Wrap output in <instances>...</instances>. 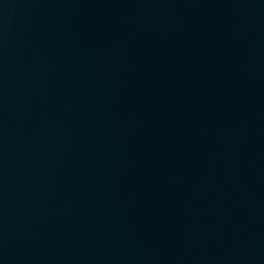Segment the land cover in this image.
Here are the masks:
<instances>
[{
    "label": "water",
    "instance_id": "95a60500",
    "mask_svg": "<svg viewBox=\"0 0 264 264\" xmlns=\"http://www.w3.org/2000/svg\"><path fill=\"white\" fill-rule=\"evenodd\" d=\"M0 264H264V0H0Z\"/></svg>",
    "mask_w": 264,
    "mask_h": 264
}]
</instances>
